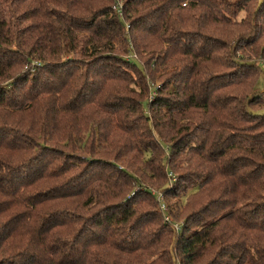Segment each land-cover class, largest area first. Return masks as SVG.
Listing matches in <instances>:
<instances>
[{
  "label": "trees",
  "instance_id": "trees-1",
  "mask_svg": "<svg viewBox=\"0 0 264 264\" xmlns=\"http://www.w3.org/2000/svg\"><path fill=\"white\" fill-rule=\"evenodd\" d=\"M249 1L0 0V264H264Z\"/></svg>",
  "mask_w": 264,
  "mask_h": 264
},
{
  "label": "rangeland",
  "instance_id": "rangeland-1",
  "mask_svg": "<svg viewBox=\"0 0 264 264\" xmlns=\"http://www.w3.org/2000/svg\"><path fill=\"white\" fill-rule=\"evenodd\" d=\"M255 3H257V0H251L247 3V5H249L250 7V10L252 11L254 9V6H255ZM120 5V4H119ZM119 9V8H118ZM246 16V14L244 13H240L238 15V18L241 19V18H244ZM240 22V20H239ZM242 26H244V23L238 25V27L236 28V30H242ZM260 31H256L255 33H259ZM215 35V34H214ZM216 35L219 36L218 33H216ZM252 35V34H251ZM248 39V38H247ZM246 42H252V41H249V40H246ZM260 42V41H259ZM245 44L247 43H244V45H238L237 47H241L242 49H240L239 51H237L238 53L235 55L237 59H239L240 57H242L244 60H248V57H249V54H251V50L249 49L248 46H246ZM249 44V43H248ZM261 44V43H260ZM246 46V47H245ZM141 60V59H140ZM252 61H255V60H252ZM142 62V61H141ZM258 65L261 66V72L260 74L258 75L257 79H256V82H255V87H254V92L257 93L258 95H262L264 94V59H259L258 60ZM251 72V70H250ZM257 72L259 73V69H257ZM162 80H158L156 81L155 83L152 84L153 87H160L162 85ZM252 82V81H250ZM250 83H248L249 85ZM259 102V105L257 106H253L252 108L258 112L259 114H264V106L262 107H259L260 105H263L264 104V96L260 99ZM253 111V110H252ZM84 155V154H83ZM148 186H150L151 188L155 189V186L154 185H151V184H148ZM167 201H164L162 202V200H160V203H165L167 205V208L165 209H168L169 211H172L173 215H177V216H180L181 214L184 215L186 214L185 213V210L186 208L184 209L177 201H173L172 198H169L166 199ZM175 202H176V206L175 207ZM176 218V217H174ZM173 218V219H174ZM173 219L171 218H166V220L168 222H171L173 224V227L175 226V228L177 227V225H180L182 222V220L176 218L174 221Z\"/></svg>",
  "mask_w": 264,
  "mask_h": 264
},
{
  "label": "built area",
  "instance_id": "built-area-1",
  "mask_svg": "<svg viewBox=\"0 0 264 264\" xmlns=\"http://www.w3.org/2000/svg\"><path fill=\"white\" fill-rule=\"evenodd\" d=\"M119 8V5H117L116 7H114V9H118ZM161 208L165 210V206L164 205H161Z\"/></svg>",
  "mask_w": 264,
  "mask_h": 264
}]
</instances>
